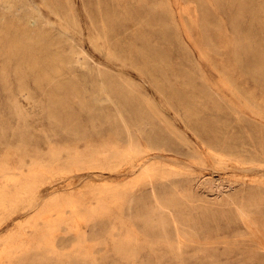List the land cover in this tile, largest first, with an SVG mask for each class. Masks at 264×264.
Wrapping results in <instances>:
<instances>
[{
	"label": "rangeland",
	"instance_id": "rangeland-1",
	"mask_svg": "<svg viewBox=\"0 0 264 264\" xmlns=\"http://www.w3.org/2000/svg\"><path fill=\"white\" fill-rule=\"evenodd\" d=\"M204 9L194 0H0V20L38 43L26 64L0 37V264H264V0H206ZM102 22L108 51L96 45ZM54 54L71 69L46 61ZM46 74L63 81L56 93L66 101H47ZM99 75L140 105L152 141L137 129L134 150L116 139L118 93L99 94ZM79 101L109 118L91 122ZM54 106L71 109L85 140L49 117ZM222 141L239 154L207 148ZM185 188L192 198L170 205ZM186 219L181 242L163 233Z\"/></svg>",
	"mask_w": 264,
	"mask_h": 264
},
{
	"label": "bare ground",
	"instance_id": "bare-ground-1",
	"mask_svg": "<svg viewBox=\"0 0 264 264\" xmlns=\"http://www.w3.org/2000/svg\"><path fill=\"white\" fill-rule=\"evenodd\" d=\"M183 1L185 2L186 0H183ZM194 1L196 2V4H198V6L200 8H202L203 12H205L204 6L206 5V0H194ZM240 3L242 5V1ZM73 20L75 21L74 16H73ZM33 22L35 23L36 21H33ZM193 24L196 25L195 23H193ZM197 25L199 26V24H197ZM200 30H201V33L204 34L203 36H204V41L206 42V44H205L206 48L208 50H213L212 43H211L212 42V39L207 35L206 30L203 29L202 26H201V29ZM96 32H97V36L95 37L96 45L100 49H102V50H105V51L110 50L111 48H109L110 47L109 46V42L111 41L110 35L112 34V32H111V30L109 28V24L107 22H102V24H101L100 27H96ZM225 32H226V30H225ZM29 34H32V32L28 33V30L27 29H23L22 30L21 28L11 27V26H8L7 25V22L5 20L4 21L3 20H0V37H1V39L4 40V41H7L8 45H9V48H11L12 45L13 46H16L17 45V48L20 51H18L17 53L13 54L12 56L16 57L17 60L20 61V62H23V60H24V62L26 64H29L30 63V61L28 60L30 54L24 53V51H28L29 49H35V48L37 49V44H38L36 42L37 39L31 38V36ZM66 40H69V39H66ZM51 45H53V43ZM201 53L204 54L203 48L201 50ZM23 55H25L27 57L24 58ZM56 55L57 54L49 55V59L46 60V61L51 62L52 64H54L56 62L57 66H63L65 68H67L68 70H70L71 69L70 68L71 67L70 65L73 62V60H70V61L59 60V58L56 57ZM51 56H54V57H51ZM83 58H85V57H83ZM31 60H33V59H31ZM85 61H87V60H85ZM45 63L46 62H41V61H39L37 59V60H34L33 62H31V65H33V66L38 67V68L41 69V67L43 65H45ZM88 65H86V66H88ZM93 65H91V66H93ZM98 68H99L98 70H99V72L101 74L103 71L100 69V67H98ZM5 69L6 68H4V70ZM48 69H51V68L48 67ZM53 69H51V70H53ZM58 69H59V67H58ZM64 70L65 69H60V70L54 71L57 74V76H55V77H57L58 79H60L63 76ZM94 70H95V68H94ZM95 73H96V70H95ZM37 74H39V73L37 72ZM91 75H92V73H91ZM39 79H41V78H39ZM39 79H37V80H39ZM19 81L20 82L22 81V77H20V80ZM42 82L43 81H41V83ZM44 82H46L47 86L49 88H51V91H49L47 89L48 92H49V94H47V101H61V102L62 101L63 102L66 101L64 96H60V95H58L56 93V91H60L59 89H62L63 88L62 87V86H64L63 81L62 82H60V80L55 81L54 76H50V75H47L46 74V77L44 78ZM59 82L62 83V85ZM108 84H107L106 80L104 79V77H102V75H99V77H98V86H97L98 87V93L99 94H104L109 99H111L110 92L112 90L115 91V93H118V102L115 103L117 105L115 117H117L116 118L117 119L116 121L118 123H116V121L113 120V121H115L114 124L115 123L118 124L117 125L118 126V137H116V139L118 138V141H123L124 143H126L128 145V148L130 150H134V149L138 148V144H139V141H138V139L136 137V132L134 130V129H137V131L140 132L142 135L143 134L146 135L145 136L146 137L145 139L147 141H152V137H149L150 135L145 134L144 129L141 127L142 120L140 119L141 121H139L138 118H137L139 116H143V112H144L142 110V108L140 107V105H139V107L141 109L139 110V107L137 108V106L131 102V99L129 97H124V96H127L124 92L120 93V92H118V89H116L114 86H113L114 88L108 87ZM42 86H43V84H42ZM66 86H67V84H66ZM67 88L69 89L70 87L67 86ZM71 89L74 90V88H71ZM42 90H43V88H42ZM236 95L238 97H241V95L238 92H236ZM71 96H73V95H71ZM75 97L78 98L79 96H75ZM122 97L125 99V101L123 100ZM72 98H74V97H72ZM120 98H122L123 101ZM78 100H76V101H78ZM113 102H115V101H113ZM77 103H79V105L81 107V108L80 107L79 108L82 109L84 111V113H87L88 116H90L89 118H91V120H90L91 122H94L95 119H99V120H100V118L103 119L102 117H108V115H109L106 111H104V109H99V108L95 107L94 105L88 104L85 101H79ZM245 104L246 105H249V106L252 105L251 103L246 102V101H245ZM180 105H181V108H183L184 112L187 115L194 114V111L190 108V106H191L190 103H183V104L180 103ZM15 109L17 110V113L20 114V116H22L21 109H20V106L18 104L15 105ZM53 109H54V112H49V117L50 118H53V120L55 121V123L58 122V125H59V127H61V129H63L67 133L70 132L75 137H78V138H80L82 140H85V138H86L85 137L86 131H85L84 127L81 126L82 124L80 125V123L77 122L78 120H76V118L74 119V117H73L74 114H73V112L71 113V109L69 111V109L66 110L64 107H62V109H64V112L63 113L62 112L61 113H58V112H56V110L58 108L56 109V106H54V108L53 107H49L48 110L51 111ZM256 112L257 113H262V111H260V110H257ZM133 115H134V117L136 116V119H134ZM76 116H78V115L76 114ZM99 120H96V121H99ZM111 121H112V117H111ZM107 122H108V120H107ZM109 123H107V124H109ZM114 127H115V125H114ZM253 127H256V125H253ZM115 128L117 129V127H115ZM5 135H6V133H5ZM222 144L223 145H222V148L220 150H218L217 148H215L212 144H207V148L210 150V152H213V153H215V154H217V155H219L221 157L222 156H227V155H237V154H239V150H238V147L239 146L238 145L233 144V143H228L227 141H222ZM78 160L81 161L82 160L81 157H79ZM146 171L147 170L144 169L143 172H146ZM151 194H153V196L159 201V204L162 205L163 201L161 200V197L159 196V194H156V192H153ZM191 198H192V194L187 190V188H185L183 190V192L180 193V198H179V201L180 202L177 199H173V202L170 203V205H179V203H182L183 204V202L189 201ZM253 198H254V196H253ZM186 221L187 222L185 224L184 223H176L175 225H173L174 226V229L172 231H167V227L172 226L171 222L167 221V222H165L163 224V227L164 228H163L162 231H163V233L165 235H168V233H174V234H176L178 236V238H179L178 240L181 242L180 237H181L182 233L185 232V229L184 228L185 227H191V222H189L188 219H186Z\"/></svg>",
	"mask_w": 264,
	"mask_h": 264
}]
</instances>
